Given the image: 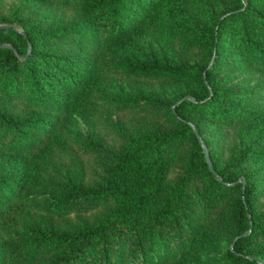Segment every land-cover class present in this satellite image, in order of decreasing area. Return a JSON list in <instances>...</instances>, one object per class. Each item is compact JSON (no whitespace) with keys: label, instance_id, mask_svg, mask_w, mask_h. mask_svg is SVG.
<instances>
[{"label":"trees","instance_id":"obj_1","mask_svg":"<svg viewBox=\"0 0 264 264\" xmlns=\"http://www.w3.org/2000/svg\"><path fill=\"white\" fill-rule=\"evenodd\" d=\"M143 1L89 0L95 24L76 23L50 30L27 28L26 33L17 31L20 48L0 44V89L3 94L24 97L27 101L33 100L35 95L45 98V85L40 84L42 72L28 56L31 43L35 48L65 51V56L72 57L65 91L91 109H100L96 95L100 91L97 76L108 81L117 75L166 79L188 73L183 67L140 66L120 57L110 58L115 53L114 42L141 23L140 17L131 15V7L135 2ZM245 12L238 6L215 23L211 46L215 61L200 73L207 95L215 96L228 89L217 86L214 70L216 59L226 49L224 39L230 38L227 25L232 18L246 28V33L248 27H256L264 43V16L256 13L249 22ZM42 50L36 49L35 53L41 51L42 56L52 55L44 54ZM247 54L255 63L247 72L256 84L249 90L229 89L234 98L241 97L239 102L246 98V102L243 101L246 104L225 111L221 125L229 129L264 118V50L253 47ZM23 80L27 92L21 88ZM49 95L55 99L57 92ZM214 96L204 100L186 98L185 103L181 101L171 107V115L178 124L176 130H149L120 143H94L80 137V144L96 155L97 163L104 170V175L88 187L60 184L49 187L41 181L38 184L43 190L47 189L46 194L32 193L24 169L11 159V172L0 176V226H12L34 207L60 216L87 212L104 205L108 209L98 221L70 232L17 226L12 234L0 239V264H169L190 254L199 233L209 230L210 226L215 237L237 236L234 245L227 249L226 264H264V252L253 248L258 241L264 244V217L256 222L252 215L260 194L250 174L244 177L245 182L236 185L218 178L214 159L208 158L207 149L198 141V148L183 157L178 177L167 180V149L179 150L186 140L197 135L196 131L202 133L184 116V105L202 103L210 106ZM63 98L66 100L65 95ZM54 99L49 101V108L53 112L63 111L65 104ZM150 100L143 96L110 100L101 113L112 115L149 108ZM20 125L23 126L21 129ZM57 127L56 121L42 123L29 115L11 116L0 98V144L7 151L33 154L52 139ZM205 175L215 181L209 199L201 183ZM235 188H241V192L234 201L233 210L215 223L211 217H214L216 207L211 202L223 204ZM261 214L264 216V210Z\"/></svg>","mask_w":264,"mask_h":264},{"label":"rangeland","instance_id":"obj_2","mask_svg":"<svg viewBox=\"0 0 264 264\" xmlns=\"http://www.w3.org/2000/svg\"><path fill=\"white\" fill-rule=\"evenodd\" d=\"M136 3L131 7V15L140 17L141 23L114 42L115 53L110 58L120 57L140 66L183 67L189 72L166 79L117 75L113 80L105 81L103 76H97L96 83L100 91L96 95L100 100V109H91L87 104L71 98L69 92L65 91L64 83L71 74L72 57L65 56V51L35 48L31 43L28 56L42 72L40 84L45 85V98L35 95L33 100L27 101L16 95L6 97L1 89L0 98L11 116L18 118L29 115L42 123L56 121L58 127L52 139L30 155L9 152L0 144V176L11 172L12 159L24 169L32 193L46 194L47 189L43 190L41 184H38L41 181L48 183L49 187L53 184L88 187L104 175V170L97 163L96 155L86 150L84 144H80V137L94 143H120L149 130H176L178 124L171 115V107L184 102L186 98L204 100L214 96L207 95L202 87L200 73L215 61L211 46L218 19L238 6L246 10L245 19L249 22L256 13L264 16V0H144L142 4ZM94 22L96 19L90 10L89 0H0V44L15 49L22 46L17 31L26 33L27 28L50 30L63 25H90ZM227 26L230 38L224 39L226 49L216 59L214 77L217 86L228 89L215 95L210 106L202 103L184 105V116L200 128L202 133L196 131L197 135L186 140L179 150L167 149V180L172 181L178 177L182 171L183 157L197 149L199 141L207 149L208 158L214 159L218 178L236 185L245 182L246 174L253 177L260 201L252 210V215L256 222H260L264 217L261 214L264 210V118L231 129L222 126L221 122L225 111L236 110L239 104H246L245 97L239 102L241 97L234 98L230 90H249L256 84L247 72L255 64L247 52L253 47L264 50V43L256 27H248L246 33V28L234 18ZM36 49L52 55L42 56L41 51L36 54ZM24 81L21 88L27 92ZM55 92V99L52 95L47 96ZM136 96L151 99V106L136 111L114 112L112 115L101 113L110 100ZM52 99L65 104L63 111L53 112L49 108L48 103ZM22 127L19 126L20 129ZM201 183L209 199L210 188L215 181L205 175ZM240 192L241 188L233 189L223 204L209 201L216 207L214 217H211L215 223L233 210L234 201ZM39 208L28 210L11 228L0 226V239L12 234L17 226L70 232L84 224L98 221L108 206L87 212H70L63 216L49 214ZM236 238V235L215 237L210 226L209 230L199 233L190 254L178 257L169 264H226L227 249L234 245ZM253 248L264 252L261 241L255 243Z\"/></svg>","mask_w":264,"mask_h":264}]
</instances>
